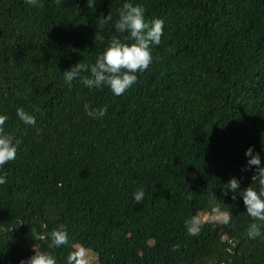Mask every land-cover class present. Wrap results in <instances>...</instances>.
Segmentation results:
<instances>
[{"label": "trees", "instance_id": "1", "mask_svg": "<svg viewBox=\"0 0 264 264\" xmlns=\"http://www.w3.org/2000/svg\"><path fill=\"white\" fill-rule=\"evenodd\" d=\"M123 2L0 0V114L20 140L0 166V264L34 249L66 264L80 246L89 264H264V221L225 188L233 176L251 183L249 145L264 163V0H131L164 20L151 64L119 96L79 77L69 87L65 70L113 37L131 42L114 27ZM216 204L229 222H202ZM61 227L67 244L49 247Z\"/></svg>", "mask_w": 264, "mask_h": 264}, {"label": "clouds", "instance_id": "2", "mask_svg": "<svg viewBox=\"0 0 264 264\" xmlns=\"http://www.w3.org/2000/svg\"><path fill=\"white\" fill-rule=\"evenodd\" d=\"M26 4L36 7L40 0H25ZM88 8L95 4V0H86ZM103 24L108 16L98 18ZM164 20L162 18L145 19V10L139 3H133L131 0H124L118 10V19L115 22V29L119 33L127 32L126 40L122 41L118 37L109 40L102 52H100L93 63L85 65L76 63L65 70L63 78L65 83L71 87V83L80 78L81 83L88 89L102 88L107 86L113 95H122L130 88L138 78V73H142L153 61V47L158 45L163 34ZM103 37L96 32L95 40H102ZM87 71L89 74L81 77V72ZM84 109L92 118L103 117L106 113V106L89 108L88 103L84 104ZM16 115L24 124L34 125L36 117L26 112L22 107L16 108ZM7 120L5 114H0V166L16 158L17 149L20 140L4 130ZM264 151V149H262ZM246 163L242 170L252 168L254 175L251 177V183L240 187V180L233 176L227 182L225 188L226 194H231L232 199L239 196L245 206V212L257 220L264 221V163H262L261 153L256 152L252 145H249L245 151ZM253 166H255L253 168ZM6 183V173L0 172V185ZM253 184L257 186H253ZM145 197L143 187L137 188L132 193V200L135 204H140ZM213 214L222 217L224 223L229 222V212L222 211L216 204L212 208ZM198 225L199 221L193 217L190 222ZM192 229L189 228V231ZM248 235L255 237L260 235V229L257 224L249 226ZM68 233L61 227L52 233L49 247H60L68 242ZM34 249V248H33ZM18 264H57L56 257L49 251L36 250L28 257H22ZM66 264H89L87 249L84 246L75 248L66 258Z\"/></svg>", "mask_w": 264, "mask_h": 264}, {"label": "rangeland", "instance_id": "3", "mask_svg": "<svg viewBox=\"0 0 264 264\" xmlns=\"http://www.w3.org/2000/svg\"><path fill=\"white\" fill-rule=\"evenodd\" d=\"M200 219L202 222H208L210 224H213L215 222H220L222 220V217L221 216H216V215H201L200 216ZM87 255H88V260L91 261L93 259V257L90 255L89 252H87Z\"/></svg>", "mask_w": 264, "mask_h": 264}]
</instances>
